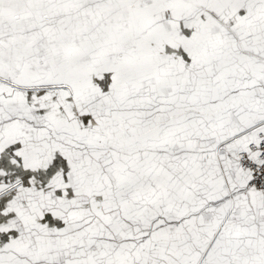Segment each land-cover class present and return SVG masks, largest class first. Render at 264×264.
Masks as SVG:
<instances>
[{
	"label": "snow or ice",
	"instance_id": "6c2138e0",
	"mask_svg": "<svg viewBox=\"0 0 264 264\" xmlns=\"http://www.w3.org/2000/svg\"><path fill=\"white\" fill-rule=\"evenodd\" d=\"M0 264H264V0H0Z\"/></svg>",
	"mask_w": 264,
	"mask_h": 264
}]
</instances>
